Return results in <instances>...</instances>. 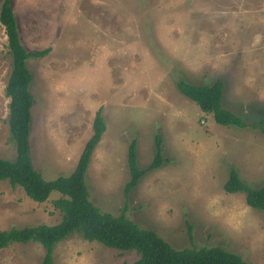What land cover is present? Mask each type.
I'll return each mask as SVG.
<instances>
[{
	"label": "rangeland",
	"instance_id": "rangeland-1",
	"mask_svg": "<svg viewBox=\"0 0 264 264\" xmlns=\"http://www.w3.org/2000/svg\"><path fill=\"white\" fill-rule=\"evenodd\" d=\"M4 0H0V10ZM33 75L30 147L44 180L67 178L93 134L102 108L107 129L87 173L90 201L154 230L175 249L221 247L247 264H264V212L224 185L235 170L264 188V0H11ZM11 58L0 24V159L16 145L5 89ZM224 84L223 107L247 124L222 126L185 97L180 82ZM165 160L126 196L127 155L137 143L140 169ZM53 192L39 204L0 181V232L54 226L62 212ZM191 228V230H190ZM36 242L0 252V264H42ZM139 256L74 234L59 243L53 264H134Z\"/></svg>",
	"mask_w": 264,
	"mask_h": 264
},
{
	"label": "trees",
	"instance_id": "trees-1",
	"mask_svg": "<svg viewBox=\"0 0 264 264\" xmlns=\"http://www.w3.org/2000/svg\"><path fill=\"white\" fill-rule=\"evenodd\" d=\"M0 24L7 37L11 58V73L5 95L10 100L8 119L10 136L16 145L15 160L0 159V181H7L13 188H21L28 198L39 204L46 203L53 192H59L62 198L56 200L54 205L63 214L61 222L54 226L39 225L1 231L0 252L15 243L36 242L41 244L45 251L42 264H53V254L57 245L77 233L88 242H97L107 248L123 252H136L139 260L134 264H247L238 255L221 247L175 249L154 230L141 228L129 220L125 209L115 216L103 213L90 201L87 173L94 152L107 129L102 108L95 116L93 134L86 143L74 172L67 178L44 180L35 169L31 157L30 136L35 98L30 90L33 75L27 61L42 59L50 50L29 52L25 48L11 0H4L2 3ZM177 87L204 113L213 114L217 124L239 128L248 126L240 117L223 107V82L216 81L205 86L180 82ZM251 127L259 129L264 134V119L252 124ZM162 152L161 137L156 136L154 160L148 168L140 169L137 143L132 141L127 155L130 180L126 185V196L138 186L147 173L162 167L165 161ZM224 190L228 194L243 193L249 207L264 212V188L250 187L242 181L235 170L231 171Z\"/></svg>",
	"mask_w": 264,
	"mask_h": 264
}]
</instances>
